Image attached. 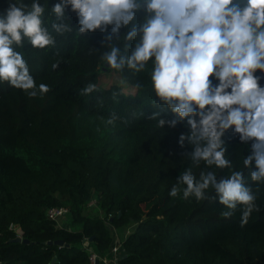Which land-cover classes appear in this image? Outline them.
I'll list each match as a JSON object with an SVG mask.
<instances>
[{"label":"trees","instance_id":"obj_1","mask_svg":"<svg viewBox=\"0 0 264 264\" xmlns=\"http://www.w3.org/2000/svg\"><path fill=\"white\" fill-rule=\"evenodd\" d=\"M55 2L49 0V7ZM65 12L77 28L75 14ZM102 37L98 30L80 36L73 31L57 36L47 50L25 45L36 83L50 85L43 95L30 97L0 83V261L89 264L84 240L97 255L109 256L113 227L128 230L120 237L118 264H264V184L254 188L259 211L243 224L239 209L221 215L225 206L211 189L204 200L170 196L171 184L190 164L185 155L191 147L176 142L187 128L178 122L156 130L147 119L155 109L146 91L100 84L103 69L91 48H99ZM139 78L147 83V72ZM89 80L98 87L85 94ZM112 113L119 118L108 124ZM223 138L226 154L243 168L250 142L231 130ZM227 171L218 170V176ZM91 197L97 205L90 211L101 210L102 217L86 214ZM54 206L68 208L61 227L46 216ZM14 226L27 243L11 242ZM57 240L62 246L47 244Z\"/></svg>","mask_w":264,"mask_h":264},{"label":"clouds","instance_id":"obj_2","mask_svg":"<svg viewBox=\"0 0 264 264\" xmlns=\"http://www.w3.org/2000/svg\"><path fill=\"white\" fill-rule=\"evenodd\" d=\"M66 8L75 14L77 28ZM97 30L103 37L91 51L103 70H114L119 91L148 93L155 110L147 119L156 130L178 122L187 128L176 142L191 147L185 155L190 164L169 195L204 200L211 189L225 206L222 216L239 209L246 223L259 211L254 188L264 184V0H56L51 7L49 0H6L0 10V83L30 97L43 95L50 85L36 83L25 45L47 50L57 36ZM145 72L147 83L139 78ZM97 87L89 80L81 91ZM112 97L118 99V91ZM169 112L171 118L162 115ZM118 118L112 113L106 123ZM227 130L245 145L250 142L243 168L226 154ZM224 169L227 174L218 176Z\"/></svg>","mask_w":264,"mask_h":264},{"label":"built area","instance_id":"obj_3","mask_svg":"<svg viewBox=\"0 0 264 264\" xmlns=\"http://www.w3.org/2000/svg\"><path fill=\"white\" fill-rule=\"evenodd\" d=\"M96 205H97L96 198L91 197L88 200L86 207L90 209L96 207ZM67 214H68V208L64 206H58V207L54 206L46 210L47 218L52 221H55L58 227H61L60 223H62V221L66 219ZM125 232L128 233V230H126ZM112 237H113V244L110 249L109 256L97 255L89 246H87L88 240L87 239L84 240L83 244L88 252L89 264H99V261H101V264H118L121 240L119 235L116 234V230L113 227H112Z\"/></svg>","mask_w":264,"mask_h":264},{"label":"rangeland","instance_id":"obj_4","mask_svg":"<svg viewBox=\"0 0 264 264\" xmlns=\"http://www.w3.org/2000/svg\"><path fill=\"white\" fill-rule=\"evenodd\" d=\"M117 81H118V76L114 72L107 71V70H102L100 72L99 82L101 85L107 86L111 83L118 84ZM124 91L127 92V91H130V89L125 88ZM95 213L97 215H99L100 217L103 216V212L101 210H97L95 212V210L90 211V209H86V214L95 215ZM60 226H63V223H60ZM111 233H112V231H111ZM123 233H125V231H123V232L116 231V234H118L119 237H121ZM99 264H101V261H99Z\"/></svg>","mask_w":264,"mask_h":264},{"label":"water","instance_id":"obj_5","mask_svg":"<svg viewBox=\"0 0 264 264\" xmlns=\"http://www.w3.org/2000/svg\"><path fill=\"white\" fill-rule=\"evenodd\" d=\"M16 226H14L15 228ZM22 231L20 228L16 227V237L14 239L11 240V242H17V243H20V242H24V243H27L28 241L27 240H22ZM48 245H56V246H62L63 242L60 241V240H57V241H53V242H48L47 243ZM55 260V258L52 259V262Z\"/></svg>","mask_w":264,"mask_h":264}]
</instances>
